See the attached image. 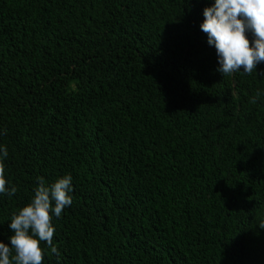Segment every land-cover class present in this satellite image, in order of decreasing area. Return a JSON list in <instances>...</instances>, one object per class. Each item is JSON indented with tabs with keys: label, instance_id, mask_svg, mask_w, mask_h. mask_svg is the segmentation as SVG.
<instances>
[{
	"label": "trees",
	"instance_id": "16d2710c",
	"mask_svg": "<svg viewBox=\"0 0 264 264\" xmlns=\"http://www.w3.org/2000/svg\"><path fill=\"white\" fill-rule=\"evenodd\" d=\"M214 4L0 0V242L71 175L44 264H264V62L217 70Z\"/></svg>",
	"mask_w": 264,
	"mask_h": 264
},
{
	"label": "clouds",
	"instance_id": "9594fccd",
	"mask_svg": "<svg viewBox=\"0 0 264 264\" xmlns=\"http://www.w3.org/2000/svg\"><path fill=\"white\" fill-rule=\"evenodd\" d=\"M204 17L201 30L207 34L209 45L216 49L221 66L217 70L223 76L239 72L241 68L251 75L264 62V0H215L214 6L204 10ZM249 32L254 42L249 40ZM2 152L6 159L7 149L3 148ZM38 179L39 186L31 202L12 215L9 228L14 234L9 237L11 246L0 242V264H44L42 242H46L50 254L60 255L53 246V214L60 217L72 205V177L59 178L51 186L43 178ZM8 183L0 160V194L11 197L18 189L15 186L9 189ZM259 227L264 229V221Z\"/></svg>",
	"mask_w": 264,
	"mask_h": 264
}]
</instances>
